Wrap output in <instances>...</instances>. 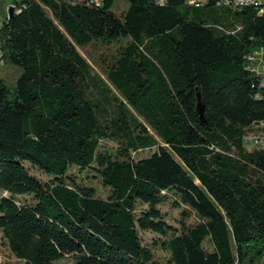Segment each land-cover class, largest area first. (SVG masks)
<instances>
[{"label": "trees", "instance_id": "1", "mask_svg": "<svg viewBox=\"0 0 264 264\" xmlns=\"http://www.w3.org/2000/svg\"><path fill=\"white\" fill-rule=\"evenodd\" d=\"M218 1L0 0V250L264 264V5Z\"/></svg>", "mask_w": 264, "mask_h": 264}, {"label": "built area", "instance_id": "2", "mask_svg": "<svg viewBox=\"0 0 264 264\" xmlns=\"http://www.w3.org/2000/svg\"><path fill=\"white\" fill-rule=\"evenodd\" d=\"M95 2L97 5L100 4L101 0H91ZM158 4H164L166 0H156ZM193 1H200V0H190L191 3ZM242 1H257V2H264V0H242ZM218 3L222 4V2L218 1ZM264 12V11H260ZM248 57V64L250 69L259 75L262 79H264V46L254 49L247 55ZM261 126H264V122L260 123ZM244 141L249 148L254 147H262L264 148V130L259 131H252L247 133L244 136Z\"/></svg>", "mask_w": 264, "mask_h": 264}, {"label": "rangeland", "instance_id": "3", "mask_svg": "<svg viewBox=\"0 0 264 264\" xmlns=\"http://www.w3.org/2000/svg\"><path fill=\"white\" fill-rule=\"evenodd\" d=\"M5 5H4V10L5 12L8 14V9L11 5L10 1L12 0H3ZM119 1V3H118ZM118 3V8L117 6L114 7V10L117 11L119 13V11H121L122 9L126 8L127 2L126 0H117L116 4ZM0 20H2V11L0 10ZM95 184H97L99 187H102L101 183L98 180H95ZM162 208L164 211H167L169 217H175L177 215V209L172 208L170 203H164L162 205ZM143 236H144V241L145 243L153 246L154 248H158V244L157 240L159 239V234L152 232V231H143ZM0 255L2 257H7L8 259H10L11 262H13L14 264H19L18 261H15L14 256H10V253L6 250L5 247H2L0 250ZM73 259L70 256H65L64 258L54 262V264H72Z\"/></svg>", "mask_w": 264, "mask_h": 264}, {"label": "bare ground", "instance_id": "4", "mask_svg": "<svg viewBox=\"0 0 264 264\" xmlns=\"http://www.w3.org/2000/svg\"><path fill=\"white\" fill-rule=\"evenodd\" d=\"M225 4H234L237 6H244V5H264V2H257V1H242V0H221ZM262 9V8H261Z\"/></svg>", "mask_w": 264, "mask_h": 264}, {"label": "water", "instance_id": "5", "mask_svg": "<svg viewBox=\"0 0 264 264\" xmlns=\"http://www.w3.org/2000/svg\"><path fill=\"white\" fill-rule=\"evenodd\" d=\"M15 14V6L14 5H10L9 9H8V17H12Z\"/></svg>", "mask_w": 264, "mask_h": 264}, {"label": "crops", "instance_id": "6", "mask_svg": "<svg viewBox=\"0 0 264 264\" xmlns=\"http://www.w3.org/2000/svg\"><path fill=\"white\" fill-rule=\"evenodd\" d=\"M0 25H1V20H0Z\"/></svg>", "mask_w": 264, "mask_h": 264}]
</instances>
